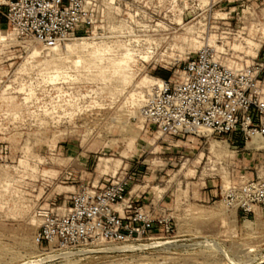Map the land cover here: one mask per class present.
Instances as JSON below:
<instances>
[{"label":"rangeland","instance_id":"rangeland-1","mask_svg":"<svg viewBox=\"0 0 264 264\" xmlns=\"http://www.w3.org/2000/svg\"><path fill=\"white\" fill-rule=\"evenodd\" d=\"M80 37L108 47L104 60L84 51L77 63L64 46ZM65 43L61 54L46 49L0 16V264H264V214L246 216L221 196L256 177L264 138L234 147L211 135L160 137L141 115L154 81L174 79L204 45L233 69L260 63L264 98V0H129ZM131 166L134 189L173 222L139 244L162 245L37 243L46 212Z\"/></svg>","mask_w":264,"mask_h":264},{"label":"built area","instance_id":"built-area-1","mask_svg":"<svg viewBox=\"0 0 264 264\" xmlns=\"http://www.w3.org/2000/svg\"><path fill=\"white\" fill-rule=\"evenodd\" d=\"M128 1L0 0V16L18 36L53 49L77 33L97 29L109 6ZM217 48L202 46L185 58L174 79L157 78L151 85L141 115L160 137L211 135L234 147L254 137L264 138L262 65L254 62L233 69L222 62ZM137 181L131 166L101 185H83L43 215L37 243L65 249L106 244L122 247L173 231V222L160 213L159 203H146L144 192L134 189ZM221 196L246 216L264 214V166L256 177L243 176L223 189Z\"/></svg>","mask_w":264,"mask_h":264},{"label":"bare ground","instance_id":"bare-ground-1","mask_svg":"<svg viewBox=\"0 0 264 264\" xmlns=\"http://www.w3.org/2000/svg\"><path fill=\"white\" fill-rule=\"evenodd\" d=\"M178 23L180 24L181 23V19H179L178 20ZM5 34V31H2V35H4ZM211 42H215V41H211ZM197 44V43H196ZM209 44V43H208ZM215 44V43H214ZM214 46V45H213ZM216 47V46H215ZM64 48H66V51L68 50V52L70 51H74V52H77V54L79 55V58H78V56H77V63H80V62H82L84 59H83V52L84 51H87V54L89 55V56H91V57H96V58H98V57H101L103 60H104V58L106 57V54H107V51H108V53H109V50H107L108 49V47L107 48H101V47H99V46H97V45H95V43H93V42H88L87 41V38L86 37H80V38H78V41L77 42H67V43H65V46H64ZM54 49V51L55 52H57V53H60V49H59V47L57 46V47H55V48H53ZM127 50V49H126ZM39 52H40V50H38L36 47H35V50H34V52H33V55L35 54V53H38L39 54ZM61 54V53H60ZM32 55V56H33ZM38 56V55H37ZM100 58V59H101ZM99 59V61L101 62L102 61V59L100 60ZM120 63L119 64H121L122 63V60H120L119 61ZM76 63V64H77ZM58 68V67H57ZM57 70H59V69H57ZM56 70V71H57ZM61 70V69H60ZM62 71V70H61ZM62 73V72H61ZM59 74V73H58ZM58 74L57 75H55L57 78H58ZM201 131L202 132H204V133H207V132H209V130L208 129H201ZM224 187V186H223ZM230 186L229 185H225V187L223 188V189H227V188H229ZM164 242H162V241H155V242H152V243H149V244H139V245H126L125 247H123V248H121V249H118V250H123V251H132V250H135V249H138V248H146V247H150V246H159V245H162ZM169 246V245H168ZM115 249V248H114ZM116 250V249H115ZM51 257V256H50Z\"/></svg>","mask_w":264,"mask_h":264}]
</instances>
